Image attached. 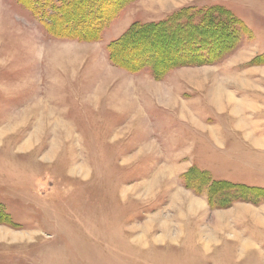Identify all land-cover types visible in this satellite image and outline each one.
Returning <instances> with one entry per match:
<instances>
[{
    "label": "rangeland",
    "instance_id": "1",
    "mask_svg": "<svg viewBox=\"0 0 264 264\" xmlns=\"http://www.w3.org/2000/svg\"><path fill=\"white\" fill-rule=\"evenodd\" d=\"M206 8L236 30L205 57L144 30L112 62ZM0 202V264H264V0H133L90 41L0 0Z\"/></svg>",
    "mask_w": 264,
    "mask_h": 264
},
{
    "label": "trees",
    "instance_id": "2",
    "mask_svg": "<svg viewBox=\"0 0 264 264\" xmlns=\"http://www.w3.org/2000/svg\"><path fill=\"white\" fill-rule=\"evenodd\" d=\"M22 5L28 8L36 18L43 23L48 32L53 35L66 36L72 39H79L82 41H90L99 39L104 26L114 19L116 14L123 9L125 5L133 0H18ZM76 5V10H71V7ZM111 5V6H110ZM68 10V11H66ZM213 8H206L205 16L201 20H193L196 13L189 11L180 12L179 15L168 17L160 22L146 24H135L133 27L123 34L120 38L110 43L108 49L110 51V58L116 65L123 66L116 58V51L118 46L127 38L135 33H141L144 30L154 31V38L163 36L170 39L175 34L181 35V41L184 45L189 46L188 50H184V45L178 48L179 56L182 58L192 57L196 58L200 51V56L205 57L206 50L203 45L215 47L220 45V40L223 35L226 37L230 34H235L236 26L232 28V20L229 14L221 21H215L213 16ZM193 12V11H191ZM232 19V20H231ZM56 26V27H55ZM229 28V32L226 30ZM154 29V30H152ZM58 33V34H57ZM198 34V35H196ZM176 36V35H175ZM182 43V42H181ZM196 48V49H195ZM193 50V51H192ZM197 59V58H196ZM139 60V62H138ZM157 58L146 54L137 58L136 67L140 69L143 65H148L153 69V73L157 74L156 68ZM141 62V63H140ZM170 66V65H169ZM169 68V67H168ZM170 69V68H169ZM0 218L4 223L15 225L9 212H7L4 204L0 202Z\"/></svg>",
    "mask_w": 264,
    "mask_h": 264
},
{
    "label": "bare ground",
    "instance_id": "3",
    "mask_svg": "<svg viewBox=\"0 0 264 264\" xmlns=\"http://www.w3.org/2000/svg\"><path fill=\"white\" fill-rule=\"evenodd\" d=\"M110 6H111V5H110ZM125 41H126V40H125ZM174 44H175V43H174ZM174 44H173V45H174ZM140 47H141V46H140ZM140 47H139V48H140ZM171 47H172V46H171ZM144 48H145V47H144ZM144 48H143V49H144ZM146 49H148V48H146ZM138 51H140V50H138ZM146 51H147V50H146ZM192 51H193V50H192ZM143 52H144V51H143ZM146 53H147V52H146ZM145 55H146V54H144V56H145ZM139 58H140V57H139ZM136 61H137V60H136Z\"/></svg>",
    "mask_w": 264,
    "mask_h": 264
}]
</instances>
